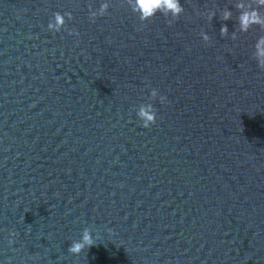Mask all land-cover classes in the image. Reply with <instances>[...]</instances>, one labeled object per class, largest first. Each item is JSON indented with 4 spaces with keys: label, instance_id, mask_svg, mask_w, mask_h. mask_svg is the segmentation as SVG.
I'll list each match as a JSON object with an SVG mask.
<instances>
[{
    "label": "water",
    "instance_id": "water-1",
    "mask_svg": "<svg viewBox=\"0 0 264 264\" xmlns=\"http://www.w3.org/2000/svg\"><path fill=\"white\" fill-rule=\"evenodd\" d=\"M103 2L0 0V264H264V30L235 7L256 4L180 0L169 25L108 0L92 22Z\"/></svg>",
    "mask_w": 264,
    "mask_h": 264
},
{
    "label": "clouds",
    "instance_id": "clouds-1",
    "mask_svg": "<svg viewBox=\"0 0 264 264\" xmlns=\"http://www.w3.org/2000/svg\"><path fill=\"white\" fill-rule=\"evenodd\" d=\"M256 4V7L253 8L251 5L248 6V10L245 9V4L243 2H238L235 7L239 11L238 16V25L240 33H247L253 26H258L260 29L264 30V16L261 15L259 9L264 8V0H253ZM127 5L129 6L131 12L136 15L141 24H146L150 22L158 13L168 18L169 25L172 22L177 21L184 12V8L181 6L180 0H126ZM110 4L108 0L103 2L98 11L92 10L91 5H89V19L92 22H95L98 16H105L108 14ZM215 12L208 14L207 19L209 22L215 17ZM72 20L73 17L71 13H65L61 15L60 13H54L53 18L48 23V30L50 32H60L62 29L66 30V19ZM232 13L231 11L225 9L222 13L221 19L223 21L231 20ZM69 35L76 34V31L73 29L68 32ZM203 41L207 44L210 42V37L201 32ZM221 37H228V28L227 26H222L220 29ZM232 40H236V33L233 32L231 36ZM253 59L257 61L258 67L264 71V36H261L255 44V52L253 54ZM158 97V90L152 89L150 92V100L154 101ZM159 102L161 104L166 103L165 96H159ZM138 119L142 122V127L145 129L150 128L156 123L157 113L152 106V103L141 104L136 111ZM12 236H15L16 233H11ZM13 241H9L11 244ZM95 245L94 239L91 235L89 229H85L82 233V238L79 241H73L68 251L73 255H79L86 248H90Z\"/></svg>",
    "mask_w": 264,
    "mask_h": 264
}]
</instances>
